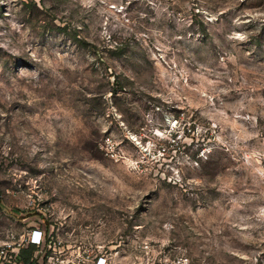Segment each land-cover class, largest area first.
Listing matches in <instances>:
<instances>
[{
  "label": "rangeland",
  "instance_id": "rangeland-1",
  "mask_svg": "<svg viewBox=\"0 0 264 264\" xmlns=\"http://www.w3.org/2000/svg\"><path fill=\"white\" fill-rule=\"evenodd\" d=\"M31 178L264 264V0H0V203Z\"/></svg>",
  "mask_w": 264,
  "mask_h": 264
},
{
  "label": "built area",
  "instance_id": "built-area-1",
  "mask_svg": "<svg viewBox=\"0 0 264 264\" xmlns=\"http://www.w3.org/2000/svg\"><path fill=\"white\" fill-rule=\"evenodd\" d=\"M38 180L7 189L0 264H201L181 241L155 237L146 225L127 223L125 215L113 225L100 210L61 204L38 189Z\"/></svg>",
  "mask_w": 264,
  "mask_h": 264
},
{
  "label": "trees",
  "instance_id": "trees-1",
  "mask_svg": "<svg viewBox=\"0 0 264 264\" xmlns=\"http://www.w3.org/2000/svg\"><path fill=\"white\" fill-rule=\"evenodd\" d=\"M1 204V203H0ZM3 205L1 204V207H2Z\"/></svg>",
  "mask_w": 264,
  "mask_h": 264
}]
</instances>
